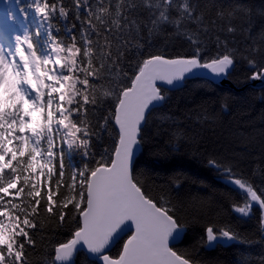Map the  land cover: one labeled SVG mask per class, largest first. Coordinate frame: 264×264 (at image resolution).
<instances>
[{"label":"snow or ice","instance_id":"1","mask_svg":"<svg viewBox=\"0 0 264 264\" xmlns=\"http://www.w3.org/2000/svg\"><path fill=\"white\" fill-rule=\"evenodd\" d=\"M213 7V16L192 0H30L20 8L26 19L33 13V30L0 47V264H31L37 234L73 223L69 239L49 242L47 264H73L81 248L101 264H198L175 249L185 225L163 195L145 191L133 157L150 109L166 99L158 82L225 77L238 57L254 69L249 79L264 80L253 58L259 48L241 53L219 35L238 31L234 12ZM165 26L188 43V54L138 58L144 32L151 38ZM105 135L111 147L97 152ZM73 155L81 164L69 162ZM223 170L243 193L233 211L246 218L258 205L264 233V192ZM220 239L239 237L227 226L204 227L208 246ZM121 240L118 254H108Z\"/></svg>","mask_w":264,"mask_h":264},{"label":"trees","instance_id":"2","mask_svg":"<svg viewBox=\"0 0 264 264\" xmlns=\"http://www.w3.org/2000/svg\"><path fill=\"white\" fill-rule=\"evenodd\" d=\"M29 2L0 0V19L10 24L15 35L25 28L29 31L34 28L33 13L28 11L27 19L20 13V8L27 9ZM151 2L155 5L157 0ZM179 2L181 0H177ZM192 2L204 8L208 16L215 14L213 5L222 7L225 12L233 11L232 23L238 31L234 34L219 32V35L241 53L251 47L259 48L260 54L253 57L257 70L264 65V0ZM64 3L67 5L70 0ZM171 14L177 15L175 10ZM61 24L59 20L55 22L56 26ZM169 33H173L170 26H165L163 32L153 33L151 38L145 31L141 41L144 45L142 56L138 58L149 54L167 57L188 54V43ZM214 50L215 45L209 41V51ZM125 68L131 74L127 63ZM253 70L246 59L238 57L229 75L236 89L191 79L176 90H163L166 99L150 111L141 134L142 151L134 163L135 172L140 174L138 179L154 199L163 195L170 202L166 206L173 207L186 230L182 241L174 247L180 253L193 256L198 264H261L264 260V233L259 224L261 212L253 206L251 215L245 218L233 211V203H242L243 193L228 182L223 170L224 166L231 167L237 178L264 192V86H248ZM105 112L106 109L101 110V114ZM105 144L111 147L107 135L103 144H96L95 150L101 151ZM209 160L217 161L221 167L209 165ZM69 162L81 164L75 155ZM210 223L230 227L239 239L220 241L208 247L201 237L204 227ZM74 227L73 223L58 228L55 233L37 234V252L30 255L31 264H47L46 257L51 253L49 242L69 239ZM121 245L122 241L109 254L117 255ZM74 264L97 263L78 253Z\"/></svg>","mask_w":264,"mask_h":264},{"label":"water","instance_id":"3","mask_svg":"<svg viewBox=\"0 0 264 264\" xmlns=\"http://www.w3.org/2000/svg\"><path fill=\"white\" fill-rule=\"evenodd\" d=\"M232 69H233V68H232ZM232 69H231L230 73L232 72ZM230 73H229L227 76H225V77H221V78H213L212 76L205 75L204 73H198L195 77H191V76H190L188 79L184 80L183 82H180V83L175 84V86H168V85L163 84V83H161V82H158V83H160V86H161L162 90L173 91V90H176V89L180 88V87L182 86V84H183L185 81H187V80H191V79H203V80L210 81V82H212V83H214V84H216V85L222 86V87H226V88H230V89H236V87H235V86L232 84V82L229 80V75H230ZM248 86H251V87H254V88H261V87L264 86V80H252V79H250ZM162 103H163V102H162ZM162 103H161V104H162ZM161 104H156L155 106H153V107L150 109V111L153 110V109H155V108H157V107H159ZM150 111H149V113H150ZM114 127H115V126H114ZM143 127H144V126H143ZM141 151H142V146H141V143H140V144L137 146L136 151H135V155H134V157H133V165H134L136 159L138 158L139 154L141 153ZM253 206L259 208L258 205H253ZM259 210H260V212H261V214H262V210H261L260 208H259ZM130 230H131L130 227L125 228V229H124V234H126V233L129 232ZM185 233H186V230H185V232H184V235H185ZM125 238H126V237H125ZM121 241H122V240H121ZM181 241H182V240H181ZM181 241H179V242H178V241H173V245L176 246V245H178ZM119 242H120V241L114 243V244L109 248V250H108V254H109V253L115 248V246H116ZM219 242H220V240H217L214 244H217V243H219ZM214 244H212L211 246H213ZM211 246H208V247H211ZM78 253H83V254L86 255V257H87L90 261H94V262H96L97 264H101V262H100L98 259H96L94 256H92V255H90L89 253H87L86 249H82V248H81V249H80V250L74 255V257H73V264H74L75 258H76V256H77Z\"/></svg>","mask_w":264,"mask_h":264},{"label":"rangeland","instance_id":"4","mask_svg":"<svg viewBox=\"0 0 264 264\" xmlns=\"http://www.w3.org/2000/svg\"><path fill=\"white\" fill-rule=\"evenodd\" d=\"M220 241H226V239H220Z\"/></svg>","mask_w":264,"mask_h":264},{"label":"bare ground","instance_id":"5","mask_svg":"<svg viewBox=\"0 0 264 264\" xmlns=\"http://www.w3.org/2000/svg\"><path fill=\"white\" fill-rule=\"evenodd\" d=\"M246 79H247V77H246ZM246 88V87H245Z\"/></svg>","mask_w":264,"mask_h":264}]
</instances>
